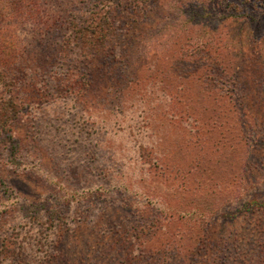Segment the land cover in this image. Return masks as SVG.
Here are the masks:
<instances>
[{"label": "rangeland", "instance_id": "rangeland-1", "mask_svg": "<svg viewBox=\"0 0 264 264\" xmlns=\"http://www.w3.org/2000/svg\"><path fill=\"white\" fill-rule=\"evenodd\" d=\"M6 1L0 264H264V0Z\"/></svg>", "mask_w": 264, "mask_h": 264}, {"label": "trees", "instance_id": "trees-1", "mask_svg": "<svg viewBox=\"0 0 264 264\" xmlns=\"http://www.w3.org/2000/svg\"><path fill=\"white\" fill-rule=\"evenodd\" d=\"M140 2L142 0H130ZM12 7L20 9L24 17L30 16L33 12V3L30 0H17ZM115 0H94L91 8L84 12V16L75 17L70 22V32L73 41L88 43V50L98 51L105 45V41L113 29L112 11L115 7ZM10 5L6 0H0V12L8 13ZM19 109L11 93L0 97V142L15 147L12 136V122L17 118ZM245 211L249 215L264 210V200H257L252 197L245 203ZM264 212V211H263ZM48 260H51L50 258Z\"/></svg>", "mask_w": 264, "mask_h": 264}]
</instances>
